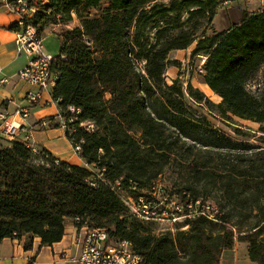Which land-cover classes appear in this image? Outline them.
I'll list each match as a JSON object with an SVG mask.
<instances>
[{
  "label": "trees",
  "instance_id": "1",
  "mask_svg": "<svg viewBox=\"0 0 264 264\" xmlns=\"http://www.w3.org/2000/svg\"><path fill=\"white\" fill-rule=\"evenodd\" d=\"M26 1L35 8L30 24L41 39L51 25L78 21L59 34L51 95L68 140L91 169L9 140L0 148V242L29 236L51 247L63 239L67 219L79 229L110 221V241L131 243L146 264H220L234 247V224L251 262L264 264V147L212 127L188 106L178 82L164 81L170 53L197 42L192 55L206 57L201 78L221 98L218 111L257 123L264 133V75L257 93L247 89L264 66V7L206 35L218 8L237 0ZM19 29L18 23L9 27ZM167 170L184 181L173 197L210 202L209 193L218 190L217 222L199 216L174 233L156 234L154 223L130 213L118 189L137 197Z\"/></svg>",
  "mask_w": 264,
  "mask_h": 264
},
{
  "label": "built area",
  "instance_id": "2",
  "mask_svg": "<svg viewBox=\"0 0 264 264\" xmlns=\"http://www.w3.org/2000/svg\"><path fill=\"white\" fill-rule=\"evenodd\" d=\"M0 4L2 5L0 10L4 9L8 14L18 17L17 23L20 29L13 31L15 45L19 54L29 58V63L17 74L19 81L32 88L25 97L28 106L17 112L18 116L25 119L29 117L31 109L40 102L43 93L52 92L56 86L58 77L51 70L54 57L44 51L43 39L38 37L36 29L30 24L36 12L34 7L30 8L26 0H0ZM262 85V81L258 84H253L251 81L247 84V89L255 94ZM70 111L79 113L74 108H70ZM40 126L46 128L48 123L42 122ZM19 130L20 125L16 126L9 122L7 114L0 112L1 133L13 140L17 137ZM73 149L76 153L80 151L79 146H73ZM118 193L131 214L142 222L160 225L162 227L160 233L167 231L174 233L178 224L199 216L210 221H218L217 206L209 201L193 202L190 196H187L185 200L173 197L165 187L159 185V181L152 189L137 197L120 189ZM160 197L163 200L159 199ZM164 224H168L169 227L164 228ZM80 229L84 231V235L80 252L73 259V264H146L145 259L134 252L131 243L110 241L106 229L87 225ZM187 229L188 226L181 228L184 231Z\"/></svg>",
  "mask_w": 264,
  "mask_h": 264
},
{
  "label": "crops",
  "instance_id": "3",
  "mask_svg": "<svg viewBox=\"0 0 264 264\" xmlns=\"http://www.w3.org/2000/svg\"><path fill=\"white\" fill-rule=\"evenodd\" d=\"M17 21L18 17L16 16L15 20H10L6 15L0 14V112L7 114L9 122L16 126L20 125L16 139L27 141L37 148H45L60 161L91 169L80 154L74 151L71 142L68 140L63 118L52 98V92L43 93L42 99L31 109L28 118L22 119L18 116L17 112L28 106L25 97L32 88L17 78L19 71L29 63L27 56L18 53L15 45V34L9 30L10 25L17 23ZM76 23L78 24V21L75 19L71 25ZM71 25L49 26L43 33V42L47 37L58 36L61 47L59 34L63 29L71 30ZM51 55L57 56V54ZM42 122H47L48 126L41 128ZM9 140L11 139L9 138ZM83 235L84 231L77 228L72 219H67L63 239L51 247H42L39 238H34L30 242L29 236H24L20 240L5 239L0 242V264H73V259L80 252ZM29 243L31 247L26 249L25 245ZM238 249V245L235 244L231 250L224 251L220 264H227L230 261L239 264ZM246 250L248 256L247 247ZM226 252H234L233 257L228 259L225 256ZM247 258L250 260L249 256Z\"/></svg>",
  "mask_w": 264,
  "mask_h": 264
},
{
  "label": "rangeland",
  "instance_id": "4",
  "mask_svg": "<svg viewBox=\"0 0 264 264\" xmlns=\"http://www.w3.org/2000/svg\"><path fill=\"white\" fill-rule=\"evenodd\" d=\"M172 0H158V4L168 5ZM264 7V0H237L231 3L222 4L217 11V15L213 22L205 28L206 35H212L214 33H220L230 29L232 26H236L242 19L244 13L254 14ZM0 14L6 15L8 19L15 20V16L8 14L4 9L0 10ZM186 20V15L182 17V21ZM1 23V22H0ZM78 24L71 25V28ZM65 30V29H63ZM61 30V32L63 31ZM203 35V30L198 33L200 38ZM198 41V39H197ZM197 42H195L190 48L184 51H173L168 57L167 69L164 74V81L168 85H172L175 81L182 87L184 91L185 101L193 112L200 118L206 120V122L212 127L218 129L228 137L236 141H244L251 145L264 147V133H261V125H254L251 122L243 121L239 118L231 115L221 114L217 106L221 103V98L214 93H210L202 81L201 74L203 73V66L206 62V57L203 55L193 56L192 51ZM44 49L47 54H57L60 48V41L58 36H50L43 42ZM49 52V53H48ZM50 54V55H51ZM53 56V55H52ZM54 57V56H53ZM176 63V64H175ZM264 66L259 73L253 78L252 83L258 84L263 80ZM190 87L203 96L202 100H198L190 93ZM16 139V138H15ZM9 145V138L0 132V148H6ZM159 185L165 187L169 193H173L175 189H180L184 185V181L179 178V175L173 170L165 171L159 181ZM205 183L200 185L199 191L204 195ZM208 186V185H207ZM205 196V195H204ZM159 199L163 200L162 197ZM208 199L214 206V203H220V194L216 188H213L209 193ZM233 224V223H232ZM155 233L161 232L160 225H153ZM96 228L109 229L111 222H99L94 226ZM164 228L169 227L168 224H164ZM232 231L236 234L234 245H238V258L239 264H252L248 260L247 256V243L239 240L237 235V228L232 225ZM264 239V228H262ZM234 252H226L225 256L229 258L233 257ZM226 257V258H227ZM227 264H234L229 262Z\"/></svg>",
  "mask_w": 264,
  "mask_h": 264
},
{
  "label": "bare ground",
  "instance_id": "5",
  "mask_svg": "<svg viewBox=\"0 0 264 264\" xmlns=\"http://www.w3.org/2000/svg\"><path fill=\"white\" fill-rule=\"evenodd\" d=\"M219 211V210H218ZM187 221H189V220H187ZM184 224V223H183ZM189 227V226H188Z\"/></svg>",
  "mask_w": 264,
  "mask_h": 264
}]
</instances>
